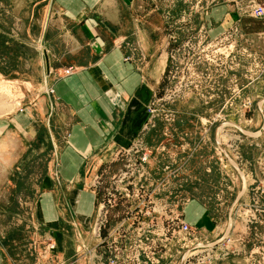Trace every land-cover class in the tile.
<instances>
[{"label":"rangeland","instance_id":"1","mask_svg":"<svg viewBox=\"0 0 264 264\" xmlns=\"http://www.w3.org/2000/svg\"><path fill=\"white\" fill-rule=\"evenodd\" d=\"M149 3L155 14L163 13L154 24V41L161 44L165 38L164 71L147 109L148 140L137 139L136 149L129 146L117 154V172L92 180L97 204L88 247L91 264H101L95 235L100 217L105 220L100 238L110 245L116 232L137 235L138 264H150L142 252L149 247L156 264H264V17L255 14L264 0ZM6 6L7 0H0V13ZM1 44L0 35V62ZM1 85L11 92L7 101L15 102L7 114L26 104L17 81L0 79ZM175 169L196 174L201 186L181 177L175 187L186 190V197L169 193L163 183ZM32 170L44 172V161ZM31 172L20 177L18 191L0 195V264L61 260L52 231L33 224L29 205L18 204L34 199L28 189L39 176ZM194 196L207 202L211 218L201 228L168 203L183 204ZM173 218L186 223L188 232L179 233ZM80 242L71 264H83ZM109 256L107 248V262Z\"/></svg>","mask_w":264,"mask_h":264},{"label":"crops","instance_id":"2","mask_svg":"<svg viewBox=\"0 0 264 264\" xmlns=\"http://www.w3.org/2000/svg\"><path fill=\"white\" fill-rule=\"evenodd\" d=\"M155 13L149 0H7L0 13V79L28 97L13 114L0 112V195L18 191L27 170L39 176L28 189L34 199L18 204L52 231L59 264L73 262L79 240L91 264L92 180L117 172V154L149 138L147 109L166 59L165 38L154 41L163 13ZM195 176L169 170L163 188L186 197L175 183L200 185ZM168 203L199 228L211 220L200 196Z\"/></svg>","mask_w":264,"mask_h":264},{"label":"built area","instance_id":"3","mask_svg":"<svg viewBox=\"0 0 264 264\" xmlns=\"http://www.w3.org/2000/svg\"><path fill=\"white\" fill-rule=\"evenodd\" d=\"M255 14L256 16H261L264 17V7H259L255 9ZM72 68H67L64 69L62 71L63 75H69L72 73ZM134 147V149H136V144L131 145V147ZM130 160V159H129ZM176 220V221H175ZM105 220L103 218H99L96 221V237L99 238V242H100V249L101 251L99 252L100 254L97 255L99 256V261H101V264H138L137 259L139 257V241H138V237L137 235H133L132 233L130 234H122V233H115V238H114V242L112 243V245L108 244L105 240V238H100L101 233H100V228L103 224ZM134 222V221H133ZM132 221H130V224H133ZM171 222L173 224H176L179 233H183V232H188L189 228L188 225L182 221H180L178 218H173L171 219ZM124 236H126L129 239L128 244L126 243H121L120 240L121 238H123ZM104 237V236H102ZM168 238H165V240H167ZM145 240H147V238H145ZM103 247H106L103 249ZM107 248L109 249V260L108 262L106 261L105 257L107 256ZM103 250V251H102ZM142 252H146L148 255V261L150 262V264H156L157 262L154 260L153 258V253L149 248L143 249Z\"/></svg>","mask_w":264,"mask_h":264},{"label":"bare ground","instance_id":"4","mask_svg":"<svg viewBox=\"0 0 264 264\" xmlns=\"http://www.w3.org/2000/svg\"><path fill=\"white\" fill-rule=\"evenodd\" d=\"M11 89V88H10ZM12 97L10 90H8L6 87H4V85L0 86V112L2 114L11 111L14 108L13 103L15 104V102L10 103L8 100H10V98ZM3 98L6 99L3 101ZM17 104V103H16ZM99 209V208H98ZM93 233V231H92Z\"/></svg>","mask_w":264,"mask_h":264}]
</instances>
